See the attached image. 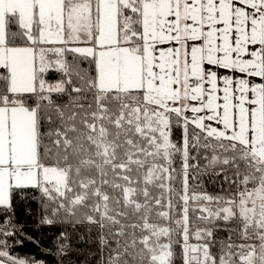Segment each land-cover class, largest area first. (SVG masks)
I'll use <instances>...</instances> for the list:
<instances>
[{
    "label": "snow or ice",
    "instance_id": "1",
    "mask_svg": "<svg viewBox=\"0 0 264 264\" xmlns=\"http://www.w3.org/2000/svg\"><path fill=\"white\" fill-rule=\"evenodd\" d=\"M32 201L61 264H264V0H0V264Z\"/></svg>",
    "mask_w": 264,
    "mask_h": 264
},
{
    "label": "trees",
    "instance_id": "2",
    "mask_svg": "<svg viewBox=\"0 0 264 264\" xmlns=\"http://www.w3.org/2000/svg\"><path fill=\"white\" fill-rule=\"evenodd\" d=\"M28 207L32 209V215L25 212L24 205H19L16 209L15 222L20 227L21 233L9 239V243L14 245V254L34 258L42 261V264H61V256L57 254L56 247L52 242L54 239L52 231L47 227L37 226L36 202H30ZM27 237L33 239L29 240ZM17 240L21 243H15ZM37 240L40 242L36 243ZM83 259V256H81L77 261V257L72 256L73 264H83ZM89 259H92V257L89 256Z\"/></svg>",
    "mask_w": 264,
    "mask_h": 264
}]
</instances>
